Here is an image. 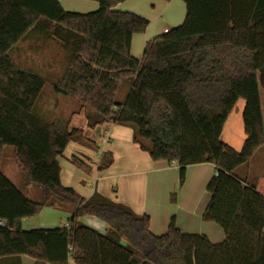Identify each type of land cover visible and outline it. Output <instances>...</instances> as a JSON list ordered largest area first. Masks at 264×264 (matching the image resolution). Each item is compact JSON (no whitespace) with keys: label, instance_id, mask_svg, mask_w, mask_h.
I'll list each match as a JSON object with an SVG mask.
<instances>
[{"label":"trees","instance_id":"obj_1","mask_svg":"<svg viewBox=\"0 0 264 264\" xmlns=\"http://www.w3.org/2000/svg\"><path fill=\"white\" fill-rule=\"evenodd\" d=\"M96 1L97 10L80 13L59 0H0V219L7 223L0 226V257L29 255L35 264H69L71 258L76 264H264V195L234 173L264 145V0H183L184 23L149 40L140 59L132 54L133 37L150 20L114 9L126 0ZM43 31L65 51L54 92L85 109L90 128L134 127V142L154 161L177 163L180 188L189 166L215 164L203 219L223 229V242L184 233L174 218L165 234L156 235L148 214L98 191L87 198L63 185L60 157L71 141L90 140L82 129L70 130V122L36 112L48 81L12 55L20 42ZM125 83L130 90L120 101ZM239 99L246 102V139L236 150L221 133ZM7 146L25 180L41 189V201L2 172ZM72 161L91 172L76 156ZM113 162L105 152L99 169ZM54 205L73 213L67 225L18 228L21 219ZM85 216L104 221L106 233L81 222Z\"/></svg>","mask_w":264,"mask_h":264},{"label":"crops","instance_id":"obj_2","mask_svg":"<svg viewBox=\"0 0 264 264\" xmlns=\"http://www.w3.org/2000/svg\"><path fill=\"white\" fill-rule=\"evenodd\" d=\"M59 1L66 10L80 13H88L99 8V2L96 0ZM114 9L141 15L150 20V26L154 22L163 25V29H159L157 34H150V32L147 34L146 31L145 33L134 35L132 54L139 59L142 58L145 45L149 40L165 33V29H172L183 24L187 13L186 4L183 0H126L117 4ZM63 54L65 55V53ZM41 58L43 57L41 56ZM32 62L31 66L27 65L29 67L23 68L42 73V75L44 74L43 76L46 75V78L54 77L60 73L58 71L55 72L51 68L50 71H44L34 63L36 62L35 60H32ZM129 90L130 84L125 83L122 85L119 93L123 92V99ZM260 97L264 124V92H261V90ZM69 99L63 98V96L58 97L54 114L50 118L61 124L70 122V130L73 128L82 129L90 141L86 143L71 141L60 157L63 185L70 187L72 179L78 182L85 177V170H81L73 164L72 159L76 156L84 161L91 171L88 174V178H91L89 185L91 189H94H84L72 185L74 186L72 188L80 192L84 197L89 198L95 191H98L116 202L129 206L137 214H148L151 218L150 230L156 235L165 234L169 229L172 218H174L177 227L184 233L203 234L214 243H221L225 240V233L217 223L203 219L211 199V193L208 191L207 186L215 174V164L203 163L189 166L186 182L180 188L179 166L176 162L154 161L149 152L143 150L138 143H135L133 138L127 135V132H124V128L118 126L119 124L106 123L90 128L85 109H81L78 103ZM245 103L244 99L237 101L221 133V139L236 150L242 149L246 139L243 120ZM63 104L71 105V108L63 111L60 108ZM105 152L113 154L114 162L107 169L100 170L99 164ZM255 155L257 157L253 160L254 168H251L248 182L255 185L264 195V168H259V166H264V145L257 150ZM13 157L16 162L10 160L7 164L12 178H20L26 182L24 184L28 189V193L24 192V194L27 197L33 200H41L36 199L34 195L36 192L33 190L32 185H36L25 180L14 152ZM259 158L260 160H258ZM176 189H180L181 195L179 201L173 203L171 194ZM41 195L43 199L42 191ZM72 215V212L64 211L57 205L46 206L38 215L21 219L18 223V228L21 231H30L61 227L68 224ZM81 222L101 233H106L108 229V225L104 221L94 216L82 217ZM0 226L7 227L6 221L0 219ZM10 230H15V227H10ZM35 262V259L29 255H6L0 257V264H35ZM69 264L76 263L71 258Z\"/></svg>","mask_w":264,"mask_h":264},{"label":"rangeland","instance_id":"obj_3","mask_svg":"<svg viewBox=\"0 0 264 264\" xmlns=\"http://www.w3.org/2000/svg\"><path fill=\"white\" fill-rule=\"evenodd\" d=\"M149 26H150V24H149ZM149 26L146 29L147 34L149 32H150V34H152V33L157 34L159 29H161V30L163 29V25L159 24L157 22L152 23L150 28H149ZM63 51L64 50L59 45L58 40L53 36L46 35L45 32L43 31L41 33L33 32L32 35L28 36L26 40L20 42L16 46V48L13 50V53H12L13 59L15 60L16 64L19 66L29 67L27 65L31 66V64H33L32 60H35L36 62H34V63L37 64L39 66V68L43 69L44 71H50V68H51V69L55 70V72H57V71H58V73L60 72L58 75H56L54 77L46 78L48 81V84L45 87L40 99L38 100V102L36 103V106H35L36 112L39 115H41L45 118H48V119L50 118V116L52 114H54V110H55V107L57 105V98L61 97V95H58L54 92L53 84L57 81V79H58L57 77L62 74L63 67L65 66L64 54H63L65 51L64 52ZM38 55H39V57H38ZM41 56L43 58H41ZM260 90H261V92H264L262 87ZM118 99L120 101L123 100V92L119 93ZM69 100H73V99H69ZM60 108H62L63 111H65L66 109L69 110L71 108V105L63 104ZM118 124H119L118 126H122L124 128V132H127L126 134L131 136L134 140V135L136 134L135 128L130 126V125H124V124H120V123H118ZM126 134H124V135H126ZM256 157L257 156L255 155L254 157H252V159L249 162L238 166L235 169V172H234L235 175H237L239 178H241L243 180H246V181L250 180L249 176L251 175V168H254L253 160ZM10 160H12L13 162H16L14 157H13V148L10 146H7L6 150H5V156L3 159V164H2L1 170L11 181H13V183L15 185L18 186V188L21 191L28 193V189L26 188V186L24 184L25 181L23 179H20V178L13 179L12 178V176L9 172L10 171L9 167L7 165L10 162ZM258 160H260V158ZM259 168L263 169L264 166H259ZM81 170H83V169H81ZM252 172H253V170H252ZM84 173H85V177L83 179L79 180L78 182L76 180L72 179L71 180L72 182H70L71 183L70 187H74L72 185H75L77 187L89 189L90 188L89 183L91 181L90 180L91 178H88L89 177L88 174L90 172L85 171ZM82 185H84V186H82ZM32 187H33V190L36 192L34 194L36 196V199L42 200V195H41L40 189L36 186H33V185H32ZM92 189H94V188H92ZM82 191H84V190H82ZM78 193H80V192H78ZM174 193H176V195L174 197L176 200L173 203H177L179 201L180 195H181L180 189H176L171 194V197ZM41 200H38V201H41ZM62 210H64V209H62Z\"/></svg>","mask_w":264,"mask_h":264},{"label":"built area","instance_id":"obj_4","mask_svg":"<svg viewBox=\"0 0 264 264\" xmlns=\"http://www.w3.org/2000/svg\"><path fill=\"white\" fill-rule=\"evenodd\" d=\"M168 31H169V29H165V32H168ZM172 162L175 163V161H172ZM215 174L218 175V172L215 171Z\"/></svg>","mask_w":264,"mask_h":264}]
</instances>
